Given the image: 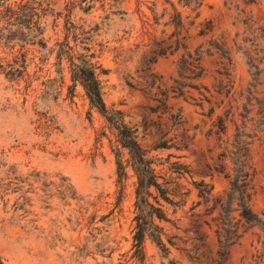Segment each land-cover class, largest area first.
<instances>
[{
  "label": "rangeland",
  "instance_id": "obj_1",
  "mask_svg": "<svg viewBox=\"0 0 264 264\" xmlns=\"http://www.w3.org/2000/svg\"><path fill=\"white\" fill-rule=\"evenodd\" d=\"M196 1L0 0V264H264V228L240 217L236 195L229 202L218 140L221 119L231 139L229 107L239 118L250 80L234 45L245 5ZM25 2L21 28L10 27L3 6ZM250 9L264 22V0ZM196 51L203 76H178V60ZM75 52L92 54L106 106L148 154L181 164L182 175L162 171L176 183L156 219L167 256L148 237L135 246L129 154L72 80ZM249 150V205L264 219V132ZM224 225L239 238L223 250Z\"/></svg>",
  "mask_w": 264,
  "mask_h": 264
},
{
  "label": "trees",
  "instance_id": "obj_2",
  "mask_svg": "<svg viewBox=\"0 0 264 264\" xmlns=\"http://www.w3.org/2000/svg\"><path fill=\"white\" fill-rule=\"evenodd\" d=\"M242 1L245 7L238 8V14L235 18L238 22L245 25V30L241 34L239 43L237 42V37L240 34H237L234 45L245 59L250 80L240 96L241 103L239 102L235 106L236 109H239V118L234 117V113L231 112L232 107H229V113L232 117L230 121L234 125V133L231 139H221V134L225 132V120L221 119L222 126L218 131V140L220 141L219 147L222 149L220 157L228 159L231 165L230 167L228 166L229 172L226 174L229 179L227 191V196L230 198L229 202L236 195V200L238 201L236 210L239 211L240 217L251 225L264 228V219L255 213L249 205L250 193H248L251 189L250 183L254 175L249 146L259 133L264 132V22L257 23L254 20L252 10H246L247 6L256 4L259 0ZM28 2L2 5L4 7L2 16L7 19L10 27L15 25L17 29L21 28V24H18L21 22L18 20L28 9ZM192 3L201 4L196 0H184L185 5L189 6ZM10 27L8 30L11 29ZM75 47H70L69 51H75ZM83 49L88 50L86 47ZM201 56V51H196L194 54L191 52L183 54L177 63L178 76L182 75L187 79H200L203 76ZM91 57L92 54L82 52H75V54L70 55L69 69L71 78L74 82L81 84L90 104L116 130L119 143L129 154V161L136 177L132 239L135 246L140 250L144 239L148 237L156 244L162 254L167 256L169 247L163 240V228L156 222V219H166L165 211L159 203V199L171 203L172 197H174V187L171 186V183L175 186L176 183L173 180L170 181V178L162 176V171L166 170L182 175L181 164L172 162L174 165L172 167L168 163V166L172 168H167L164 166V162H161V159L150 156L147 149L138 142L133 130L125 123L122 112L109 109L106 106L101 84L95 72L96 67ZM238 119L240 122H238ZM163 145L157 147L166 148ZM118 164L120 165L119 162ZM196 188L198 189V196L206 197L204 193L210 192L209 190L202 192L197 186ZM221 229L230 231V236H226L224 241L220 240V245L224 250L228 245L234 243L239 238V235L236 232V228L231 229L224 225Z\"/></svg>",
  "mask_w": 264,
  "mask_h": 264
}]
</instances>
